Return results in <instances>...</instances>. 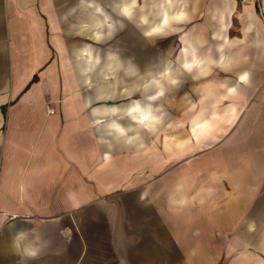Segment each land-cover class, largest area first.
Masks as SVG:
<instances>
[{
  "label": "crops",
  "instance_id": "obj_1",
  "mask_svg": "<svg viewBox=\"0 0 264 264\" xmlns=\"http://www.w3.org/2000/svg\"><path fill=\"white\" fill-rule=\"evenodd\" d=\"M136 3L0 0V264H93L94 206L113 210L117 264L216 261L208 242L241 216L243 241H259L251 229L264 219V0H163L157 20L147 11L139 15L147 38L176 26L180 83L185 69L195 82L212 78L201 86L204 109L193 136L215 139L221 121L242 131L227 149L241 162L239 187L228 197L217 185L206 192L194 180L190 186L185 179L194 171L167 169L170 156L184 154V140L166 136L154 154L152 125L139 127L138 141L136 122L119 111L143 98L137 80L154 70L152 60L136 58ZM178 92L169 90L156 105L162 109L174 94L182 103ZM111 120L128 139L114 136ZM202 120L211 132L196 136Z\"/></svg>",
  "mask_w": 264,
  "mask_h": 264
},
{
  "label": "rangeland",
  "instance_id": "obj_2",
  "mask_svg": "<svg viewBox=\"0 0 264 264\" xmlns=\"http://www.w3.org/2000/svg\"><path fill=\"white\" fill-rule=\"evenodd\" d=\"M162 2L163 0H137L135 12L136 58L138 63H144L146 59L152 60L154 70L153 74L144 80H137L136 89L138 93H142L143 98L133 97V101L119 111L121 114L129 115L131 120L136 122L135 137L138 141L141 137L139 127L152 125L154 154L160 152L162 149L160 141L166 136L169 137L170 143L184 140V154L178 159L173 158L175 156L169 157L167 169L170 172L180 169L184 170L186 174L192 175L194 171V179L192 177L185 179L190 186L194 180L195 184H200L201 191L206 192L212 191V187L217 185L218 190L221 188L224 191V197L231 196V193L234 190L237 191L239 187L237 180H239L241 162L239 161L240 153H235V156L232 152H228L227 149H233L234 142L236 138L242 136V131L236 124L231 126V128H227L228 125L221 121L216 125L217 130H213L214 132L211 135V137L215 136V139L211 140L207 137L200 142L199 139L193 136L194 118L199 114V111L204 109L201 86L212 78L208 76L195 82L192 73L183 69L186 71L185 81L179 82L181 70L176 65L179 56L177 49L178 35L175 32L176 26H174V32L167 36L155 38H147L145 36V26L139 15L141 12L147 11L151 19L157 20L158 7ZM129 56L128 50H121V57ZM131 56H134L133 52H131ZM167 61L172 62L173 65L167 70H162L164 66L162 63ZM142 68L143 66H138V78L143 76L141 75ZM173 89L174 91L176 89L179 91L180 101L184 104V111L181 108L182 103L177 101V94L169 95L165 99L162 109H160L159 104L156 105L157 100ZM149 92L152 93L148 94ZM150 95L151 97H149ZM144 96L148 97L144 99ZM138 109L145 112L144 118H141L138 114ZM106 111L115 112L118 109L110 107L106 108ZM162 114L165 118L160 123V115ZM157 125L158 128L156 127ZM108 126L115 129V137L129 138L127 130L121 123L111 120L108 122ZM236 147L238 149L241 148L240 146ZM170 148V151L172 149L176 151V146H171ZM159 179L160 177H155L154 181ZM262 193H264V189H262ZM103 200L109 202L108 197H104ZM200 206L201 212L208 214L209 211L204 210V201L201 202ZM112 212L111 208H100L97 206L90 208L88 211L89 250L91 255H97L93 264H117L110 240ZM235 220L237 221L236 224L227 227L226 231H216L217 242H208L209 251L212 252L215 248L218 257L216 261H213L212 257L207 258V264H256L255 261L258 258L259 261H264V252L261 250L264 248V219L258 220L255 223L256 226L251 229L256 231L255 235L258 236L259 241H251L248 244L242 239L248 237L244 233L242 226L244 216ZM205 221L208 222L209 220L206 219ZM177 262L180 263L179 258L174 259V263Z\"/></svg>",
  "mask_w": 264,
  "mask_h": 264
},
{
  "label": "bare ground",
  "instance_id": "obj_3",
  "mask_svg": "<svg viewBox=\"0 0 264 264\" xmlns=\"http://www.w3.org/2000/svg\"><path fill=\"white\" fill-rule=\"evenodd\" d=\"M212 117L215 118L216 117V114L215 113L212 114ZM211 127H212V124H210V121L209 120H202L199 123L197 130H195L196 131L195 132V135L196 136H201V137L203 135H207V134H209L211 132V129H212ZM193 130H194V128H193ZM259 264H264V261H260Z\"/></svg>",
  "mask_w": 264,
  "mask_h": 264
}]
</instances>
